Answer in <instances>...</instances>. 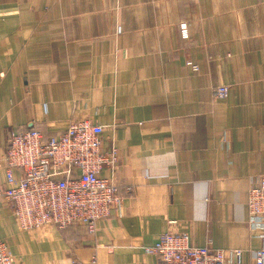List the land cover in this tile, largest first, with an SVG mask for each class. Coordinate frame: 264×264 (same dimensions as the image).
Here are the masks:
<instances>
[{
  "label": "crops",
  "instance_id": "0c3cea01",
  "mask_svg": "<svg viewBox=\"0 0 264 264\" xmlns=\"http://www.w3.org/2000/svg\"><path fill=\"white\" fill-rule=\"evenodd\" d=\"M85 117L118 148L123 203L95 234L21 231L5 206L0 239L16 264H158L145 247L166 231L256 264L264 240L247 199L264 176V0H0V155L11 132L57 135Z\"/></svg>",
  "mask_w": 264,
  "mask_h": 264
},
{
  "label": "built area",
  "instance_id": "2783aa9c",
  "mask_svg": "<svg viewBox=\"0 0 264 264\" xmlns=\"http://www.w3.org/2000/svg\"><path fill=\"white\" fill-rule=\"evenodd\" d=\"M183 37L188 36L186 23L181 24ZM187 65L195 71L200 66ZM227 85L215 87L217 97H226ZM60 134L46 136L40 129L11 132L0 167L5 180L0 181V215L5 206L21 231L34 232L57 226L82 223L95 234L99 221L112 209L120 208L123 196L114 175L119 161L115 145L104 149V127L89 118L72 119ZM104 168L113 171L102 176ZM16 171L21 172L17 177ZM250 228L264 240V176L250 186L247 199ZM147 253L158 256V264H241V251L235 257L211 243L193 245L187 232L166 231ZM256 264H264V246L256 251ZM0 264H16L8 243L0 239ZM74 264H82L74 261Z\"/></svg>",
  "mask_w": 264,
  "mask_h": 264
}]
</instances>
